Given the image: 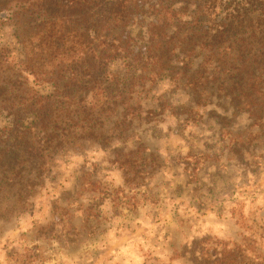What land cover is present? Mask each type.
I'll use <instances>...</instances> for the list:
<instances>
[{
  "label": "trees",
  "instance_id": "obj_1",
  "mask_svg": "<svg viewBox=\"0 0 264 264\" xmlns=\"http://www.w3.org/2000/svg\"><path fill=\"white\" fill-rule=\"evenodd\" d=\"M145 11L151 21L140 48L132 22ZM7 28L19 55L4 39ZM163 80L192 97L190 112L211 98L229 100L263 132L264 0H0V203L14 198L0 210H26L58 160L87 146L123 144L110 163L126 187H142L161 160L134 129L151 123L143 100ZM43 86L51 91L42 94ZM186 159L196 177L203 157ZM85 180L106 193L94 175ZM118 193L119 204L138 207L136 195ZM203 241L200 255L190 252L196 264H264L262 253L249 254L256 240L214 259Z\"/></svg>",
  "mask_w": 264,
  "mask_h": 264
},
{
  "label": "rangeland",
  "instance_id": "obj_2",
  "mask_svg": "<svg viewBox=\"0 0 264 264\" xmlns=\"http://www.w3.org/2000/svg\"><path fill=\"white\" fill-rule=\"evenodd\" d=\"M140 16L132 22L133 36L144 48L140 30L151 18L146 11ZM2 34L19 55L13 31ZM210 100L190 112L192 97L168 80L143 100L154 112L151 123L135 127L134 139L160 158L161 168L139 189L126 187L123 172L110 163L113 151L124 147L119 142L60 158L26 210H0V264H196L190 252L200 255L203 240L213 259L248 239L257 241L249 254L264 255V131L229 100ZM5 124L0 117V127ZM188 156L203 157L196 177ZM87 172L105 194L88 190V180L81 183ZM118 191L136 195L138 207L119 204ZM6 197L3 207L14 201Z\"/></svg>",
  "mask_w": 264,
  "mask_h": 264
}]
</instances>
